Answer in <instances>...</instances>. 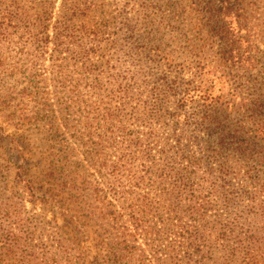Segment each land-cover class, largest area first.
Instances as JSON below:
<instances>
[{
  "label": "rangeland",
  "instance_id": "rangeland-1",
  "mask_svg": "<svg viewBox=\"0 0 264 264\" xmlns=\"http://www.w3.org/2000/svg\"><path fill=\"white\" fill-rule=\"evenodd\" d=\"M111 1L119 4V0ZM174 1L158 0V3ZM138 9L136 6L135 12L128 17L138 20L143 31L146 27L139 19L140 14H136ZM247 24L253 27L250 20ZM192 27L190 24L185 30H193ZM260 27L263 28L259 36L264 39V25ZM180 37L177 52L185 43ZM192 40L202 45L199 39L192 37ZM16 42L21 45L12 49L0 47V226H7V218L16 209L20 211L21 218L35 232L32 243L35 247L30 249L28 246L26 254L35 252L42 260L58 252L62 258L68 251L78 262H84V257L92 262L107 255L108 250L104 247L107 244L127 239L133 253L128 264L140 259H148V264H158L159 259L162 264H195L199 260L197 254L194 253L191 260L187 255L190 242L201 247L203 241L200 239L212 232L211 241L202 248L207 254L208 247L217 243L220 232L229 227L245 229L256 235L259 242L252 245L254 248L249 243L241 245L243 256L237 257L233 264L249 260L264 264V215L261 214L264 193L260 192L264 188V166L244 160L227 149L216 161L200 165L191 177L190 187L185 185L181 193L175 191L172 176L169 179L161 177L168 166H175L177 170L190 166L189 159L173 158L179 155L176 152L185 151L183 158L208 161L212 152L220 153L218 143L224 139L218 134L208 135L202 129L195 130L194 125L185 126L184 118H178L180 110L194 124V107L179 106L181 96L170 98L166 104H162L161 98L152 96V88L163 84V69L150 72L151 62L139 51L138 66H127L138 75L140 85L124 111L128 119L123 125L117 121L104 125L98 119L99 123L93 126L95 114L87 120L77 111L80 105H91L94 99L91 77L81 82L79 99L78 91L73 93L77 80L82 78L74 60L76 47L67 44L56 49L51 43L48 53L34 61L30 53L35 47L25 46L18 39ZM85 43L88 47L94 46L89 40ZM140 46L138 43L137 47ZM218 49L216 41L210 42V52L206 48L201 61L215 67L213 62L217 63ZM57 50L61 55L55 52ZM252 55L263 57L262 53ZM113 59L116 60L110 52H102L92 59L104 83H108L109 75L113 73L108 69L116 64ZM176 59V64L183 70L180 78L183 88L191 81L197 82L199 67L194 63L196 59L181 53ZM106 62L110 65H105ZM254 66L249 73L229 70L236 80L233 89L241 92L248 81L259 87L263 85L264 61H258ZM220 68L227 72L226 67ZM173 76H176L175 72H171V82L175 80ZM43 78L47 82L38 83ZM23 89L32 92L31 98L21 94ZM52 91L54 94L50 93ZM225 94L232 93L226 91ZM160 95L164 96L162 91ZM73 96L75 101L70 100ZM149 97L150 101L161 105L146 107ZM111 106L114 108L117 103L113 102ZM153 109L158 112L152 114ZM59 124L60 132L57 131ZM23 141L26 143L21 146L18 142ZM64 156H69L68 164L61 162ZM51 160L64 165L62 172L55 176L54 186L43 178ZM25 165L30 167L32 179L38 181V189L34 192L25 189L17 177ZM250 170L256 173L250 174ZM66 181L70 186L63 189L61 184ZM189 200H194L191 206L199 211L198 217L192 213ZM106 206L119 214L117 225L106 213ZM175 209L179 212L173 211ZM126 223L133 226L132 234L129 233L127 238L123 237V229L115 227ZM137 224L140 227L135 228ZM196 229L200 231L198 239H183V230L190 237ZM227 244L235 245L233 240ZM217 255H213L214 261L205 259V262L223 264L225 253ZM60 258L59 264H67Z\"/></svg>",
  "mask_w": 264,
  "mask_h": 264
},
{
  "label": "trees",
  "instance_id": "trees-1",
  "mask_svg": "<svg viewBox=\"0 0 264 264\" xmlns=\"http://www.w3.org/2000/svg\"><path fill=\"white\" fill-rule=\"evenodd\" d=\"M118 3L111 0H0V47L12 49L21 45L16 39L21 40L25 46L35 47V51L30 55L36 61L37 58H42L48 53L51 43H54L56 49H62L67 44L75 46L74 60L82 78L77 80L73 93L75 95L78 91L79 99L81 82L91 77L90 87L94 96L91 105L84 107L80 105L77 111L87 120L91 114H95L93 126L99 123L98 119H101L104 125H110L115 121L123 125L128 119V114H124V111L133 101L135 90L140 85L138 86V75L127 66H138L139 51L151 62L150 72L156 68L163 69V84L152 88V96L161 98L162 104L169 102L170 98L181 96L178 101L179 106L194 107V124L190 123L191 118L184 116L180 110L178 118H184L187 122L185 126L194 125L195 130L202 129L208 135L218 134L224 138L218 143L221 146L220 153L212 152L207 157L208 161L202 158L198 160L183 158L185 151L176 152L179 155L173 158L189 159L190 166L183 170L168 166L163 170L161 177L169 179L172 176L174 189L178 193L182 192L185 185L190 187L191 177L200 165L211 163L212 160L216 161L221 152H227L225 151L227 149L244 160L264 166V83L259 87L248 81L240 92L233 89L236 80L234 81L232 77L233 73L229 72V70H244L249 73L255 69L254 65L258 61H264V51L261 50L264 49V39L259 36L263 28L260 26L264 25V0H176L164 4L158 3V0H119ZM136 6H139L136 14H140L139 19L146 27L143 31L138 25V20L128 17L130 13L135 12ZM249 20L252 28L247 24ZM190 24H193V30H185ZM179 34L184 38L185 43L177 52L176 44L181 39ZM192 37L195 40L199 39L202 45L192 40ZM85 40L94 42V46H86ZM215 41L219 44V49L217 63L213 62L214 67L201 61V58L206 48H208L207 52H210V42ZM138 43L141 44L140 47H137ZM55 52L61 55L59 50ZM102 52H110L116 58L113 59L116 64L108 67L113 71L109 75L108 83H104V78L92 63V59ZM180 53L189 59H196L194 63L199 67L197 82L191 81L184 88L180 83L182 66L176 64V56ZM252 53H262L263 57H254ZM107 63L109 64L106 62L105 65ZM220 66L226 67L227 72H223ZM116 71L123 72L118 74ZM171 72L176 74L172 82L169 80ZM228 76L231 77V81ZM31 79L34 77L32 76ZM45 81L47 82L43 78L38 83ZM34 82L35 80H32V83ZM160 91L164 96L160 95ZM226 91H231L232 94L226 96ZM50 93L54 94L53 91ZM21 94L31 98L32 92L23 89ZM150 99L149 97L146 107L156 108L161 105L156 101L153 103ZM70 100L75 101L74 96ZM113 102L117 103L114 108L111 106ZM157 112V109H153L151 113ZM59 128H61L60 124L57 128L58 132L61 130ZM96 129L98 128H94ZM18 143L22 146L26 142ZM61 162L68 164L69 156L61 158ZM62 163L58 160L49 162L48 171L43 176L48 184L53 186L56 184L55 176L64 169ZM30 171V167L25 165L17 177L19 182L24 184L25 189L34 192L38 189V181L32 179ZM175 172L176 176L173 175ZM252 172L256 173L255 170L249 171L250 174ZM61 186L66 189L70 184L66 181L62 182ZM260 192L264 193V188ZM189 202L191 206L194 200ZM179 205L181 203H178ZM108 207L106 206V213L117 225L116 221H120L119 214ZM190 209L198 217L199 211L193 206ZM261 210V214L264 215V208ZM173 211L179 212L176 209ZM138 221L142 222L141 219ZM5 222L8 223L7 226L6 224L0 226V264H59V252L51 257L45 256L42 260L35 252L26 254L29 250L28 246L30 249L35 247L32 245L35 232L21 218L19 210L16 209ZM115 227L124 230L123 237L127 238L129 233L132 234L133 226L127 223ZM138 227L140 224L135 228ZM183 231V239L187 240L190 238L196 240L197 234H200L196 229L189 237V233ZM246 232L249 233L245 229L233 230L225 227L218 235L215 246L208 247L209 251L204 254L202 248H205L212 239L210 232L208 237L200 239L203 241L201 247L190 242L188 258L191 260L196 253L199 260L195 264H207L205 259L214 261L213 255L225 253L223 264H233L238 260L237 257L243 256V253H240L243 250L241 245L249 243V246L254 248L252 245L259 243L256 235ZM115 235L119 238L118 232H115ZM231 240L235 244L233 247L227 244ZM104 247L108 250L107 255L100 259L95 258L92 262L87 261L82 254L84 262H78L68 251H65L60 259L67 264H103V262L128 264L132 261L133 253L127 239L117 240ZM140 260L134 264L149 262L148 259ZM158 264H162L160 259ZM242 264L257 263L249 260Z\"/></svg>",
  "mask_w": 264,
  "mask_h": 264
}]
</instances>
